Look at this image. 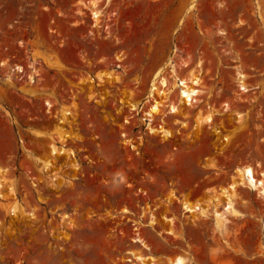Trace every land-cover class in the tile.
<instances>
[{"label":"rangeland","instance_id":"rangeland-1","mask_svg":"<svg viewBox=\"0 0 264 264\" xmlns=\"http://www.w3.org/2000/svg\"><path fill=\"white\" fill-rule=\"evenodd\" d=\"M92 1L0 0V264H255L264 198L240 187L237 218L222 194L238 168L264 170V0H97V25ZM192 72L198 102L164 107L151 124L173 136L152 134L153 79L167 106Z\"/></svg>","mask_w":264,"mask_h":264},{"label":"bare ground","instance_id":"bare-ground-1","mask_svg":"<svg viewBox=\"0 0 264 264\" xmlns=\"http://www.w3.org/2000/svg\"><path fill=\"white\" fill-rule=\"evenodd\" d=\"M92 1L91 5V11H92V15L95 21V25L98 24L100 17H101V12L98 10V8H96V2ZM185 67V66H184ZM17 70H22V67H16ZM173 72H176L173 69ZM200 75V74H199ZM198 74L196 75V73L192 72L191 75L188 78H179L176 77L175 79V84L173 85V90L177 89L179 94H178V100L177 102H170L169 105L165 106V104L163 102H161V100L159 99V97H164L167 99H169V93H165V92H161L160 86H157L161 84V87L163 86L164 88L168 87V82L165 80V78H162V80L157 83L158 80V76L159 74H157L155 76V78L152 81V85L151 88L149 90V99L152 100V104L149 106V108L147 109L146 112V116L148 117L147 120L150 121L149 123V127L148 129L151 131L152 134H156V133H160L162 134V136L166 139L170 138L173 136L172 132L166 128H164L163 126H157L156 127H152V122H154V120L156 119L157 116H164V107L168 108V113L166 114L167 117L168 116H175V115H181L183 114L185 111H188L192 106H194L195 103L198 102V97H200L203 93L202 90V79L200 78ZM236 80L239 83V86L241 88L240 91H242V93L246 94L249 93L251 91L250 88H248V86H246L245 80H246V75H244L243 73L238 72ZM176 91V90H175ZM160 101H159V100ZM163 99V98H162ZM149 100V101H150ZM165 102H168L166 101ZM163 101V100H162ZM50 107H52L53 105L51 103H47ZM141 108L138 105H131V111H139L140 112ZM71 113H69L68 111L66 112L65 116L69 115ZM66 118V117H65ZM63 121V120H62ZM200 124H198V126L202 125L203 123H207V124H213L214 122V114H209L206 117H204L203 119H199ZM64 122V121H63ZM68 137H65L62 139V142L67 141ZM225 140L230 141L231 138L227 137L225 138ZM60 151V150H59ZM53 155H57L58 154V150L56 148H53ZM65 153V151H64ZM49 167V166H48ZM235 176H233V180L231 185L223 191V198L225 199V203H224V210L222 208V212L225 211V213H229L234 217H242V214L237 210L236 208V201L239 198L238 196V189L240 187H248L251 190L257 191L258 194L260 196H262L264 198V170L262 172H257L256 168L253 167L252 165H244L240 168H238V170L236 171V173L234 174ZM12 192V189L10 190ZM5 195V190H4V186L2 185V183L0 182V196L4 197ZM173 199V198H172ZM171 199V201H172ZM223 200V199H222ZM170 201V202H171ZM224 201V200H223ZM218 202H221V198L219 197ZM219 203H217L216 205H214V209H213V213L215 215V219H216V223L218 226H221L224 224V221H229L227 218L224 217V214L221 212H219L220 209H218L219 207ZM211 205H204L198 203V204H194L191 205L189 204L187 201L183 203V208L185 209V211L191 213L190 215L193 217V215H196L194 218H198L202 217V218H206L208 217V213H209V209H210ZM14 209V208H13ZM14 211L16 212V208L14 209ZM125 213H127L128 211L125 210ZM190 216V217H191ZM169 222H172V219H167ZM157 221L155 219V217L152 215V218L150 220V225H157ZM168 223V222H167ZM169 234H172V230L168 231ZM134 241L136 242H141L142 240L140 238H136L134 239ZM142 243V242H141ZM132 257L134 259H136V261L138 260V262L140 261L142 264H147L146 261L147 260H151L152 264H155L156 260L152 257H143L140 254L134 253L132 252ZM131 258V257H130ZM130 258L128 260H130ZM133 260V259H132ZM254 263L255 264H264V251H262V253L260 254L259 257L254 259ZM41 264H51V259L50 256H46L45 259L43 260V263ZM150 264V263H148ZM169 264H194L192 262V260L187 257L186 255H178L177 257H175V259H171L169 261Z\"/></svg>","mask_w":264,"mask_h":264}]
</instances>
